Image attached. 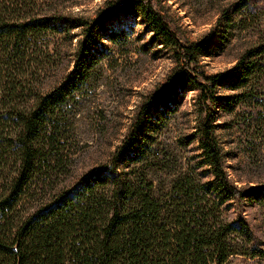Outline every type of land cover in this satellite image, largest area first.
<instances>
[{"label":"trees","instance_id":"trees-1","mask_svg":"<svg viewBox=\"0 0 264 264\" xmlns=\"http://www.w3.org/2000/svg\"><path fill=\"white\" fill-rule=\"evenodd\" d=\"M36 2L0 0V264H225L236 255L264 259V236L254 233L244 214L248 202L264 208V182L239 187L226 171L216 135L217 107L232 111L241 103L264 111V38L230 70L207 75L197 66L211 47L213 30L183 44L150 0H107L94 18L71 20L37 10ZM232 7L244 9L247 17L264 10V0H239ZM221 17L227 28L232 11L224 9ZM135 18L154 41L173 50L177 65L164 83L142 97L108 160L73 176L70 108L111 53L103 40L117 44L125 33L121 25ZM76 28L81 39L73 67L43 92L39 59L48 52L38 40L52 33L70 39ZM220 89L232 93L220 97ZM188 90L198 91L196 130L179 143L199 141L212 177L201 181L180 173L168 189L156 190L140 165L150 155L152 117L175 109ZM231 206L232 217L226 213Z\"/></svg>","mask_w":264,"mask_h":264},{"label":"rangeland","instance_id":"rangeland-1","mask_svg":"<svg viewBox=\"0 0 264 264\" xmlns=\"http://www.w3.org/2000/svg\"><path fill=\"white\" fill-rule=\"evenodd\" d=\"M36 1L37 10L71 20L94 18L107 0ZM150 1L183 44L198 41L213 30L211 47L207 54L200 55L197 66L199 72L207 75L230 70L248 47L264 38V10L244 17V9L232 7L239 0ZM224 9L232 11V23L227 28L221 17ZM121 29L125 33L117 44L103 40L111 53L96 66L90 88L77 95V102L69 111L73 176L108 160L127 133L142 97L164 83L177 65L173 50L154 41L140 18L125 22ZM72 35L69 39L63 33H52L38 40L39 47L48 52L39 59L42 69L38 78L43 92L56 86L73 67L81 29H74ZM231 93L222 89L217 92L220 97ZM197 95L198 91L188 90L175 109L152 117L155 129L147 143L150 155L140 165H144L156 190L168 189L174 176L180 173H192L201 181L212 177L199 141L188 146L179 143V138L196 130ZM261 111L241 103L232 111L216 108V135L224 149L225 168L239 187L264 182V111ZM226 213L232 217L235 210L231 206ZM244 214L254 233L263 237L264 208L248 202ZM225 264H264V259L236 255Z\"/></svg>","mask_w":264,"mask_h":264}]
</instances>
